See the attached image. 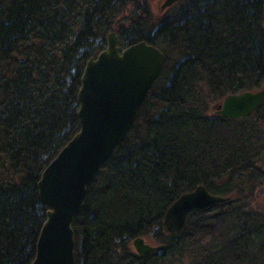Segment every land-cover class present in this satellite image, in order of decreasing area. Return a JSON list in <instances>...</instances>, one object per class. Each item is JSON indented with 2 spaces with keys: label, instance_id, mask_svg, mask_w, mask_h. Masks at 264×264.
Wrapping results in <instances>:
<instances>
[{
  "label": "trees",
  "instance_id": "obj_1",
  "mask_svg": "<svg viewBox=\"0 0 264 264\" xmlns=\"http://www.w3.org/2000/svg\"><path fill=\"white\" fill-rule=\"evenodd\" d=\"M156 1L0 0V264L34 258L47 210L37 182L78 130L84 65L109 31L123 47L158 46L165 64L87 184L75 264H180L188 252L190 264H264V217L235 203L262 185L264 159L248 129L231 125L264 122V99L238 119L209 109L264 85V0H179L163 11ZM200 184L228 200L167 232L166 209ZM136 237L164 247L140 255Z\"/></svg>",
  "mask_w": 264,
  "mask_h": 264
},
{
  "label": "water",
  "instance_id": "obj_2",
  "mask_svg": "<svg viewBox=\"0 0 264 264\" xmlns=\"http://www.w3.org/2000/svg\"><path fill=\"white\" fill-rule=\"evenodd\" d=\"M177 1L161 0L160 11ZM164 64L165 55L158 46L141 40L123 47L114 31L106 34L104 48L87 59L76 95L78 130L45 166L37 182L38 197L47 210L34 258L28 264H75L72 223L84 206L87 184L132 128ZM263 99L264 85L229 93L216 105L215 113L226 119L245 117ZM226 200L197 185L166 209L163 226L177 233L189 213ZM131 244L140 255L164 247L144 237L134 238Z\"/></svg>",
  "mask_w": 264,
  "mask_h": 264
},
{
  "label": "rangeland",
  "instance_id": "obj_3",
  "mask_svg": "<svg viewBox=\"0 0 264 264\" xmlns=\"http://www.w3.org/2000/svg\"><path fill=\"white\" fill-rule=\"evenodd\" d=\"M157 6H159L161 0H157ZM110 32V31H109ZM115 32V31H114ZM103 49V48H102ZM222 99H219L217 101H210L209 102V109L211 113H215V107L217 104L221 102ZM259 116V115H258ZM256 116H253L254 118ZM252 118H249L248 120H243V122H236L232 123V126H239L245 127L248 129V133L251 134V137H253L254 143L257 145L258 150L260 151V156L264 159V122L263 121H256L255 124H252L253 120ZM244 125H242V124ZM261 167L264 169V165L262 164ZM262 184L261 186H256V192L253 195H249L246 198H238L235 200L236 204H241L242 211H246L248 214H251L255 212L259 217H264V179L262 182H258ZM250 188V186H249ZM144 239L147 242H150L152 244V241L150 239L144 237ZM132 246V244H131ZM133 248V246H132ZM192 255V256H191ZM193 252H188L187 255L184 258V261L180 264H190L192 262Z\"/></svg>",
  "mask_w": 264,
  "mask_h": 264
}]
</instances>
